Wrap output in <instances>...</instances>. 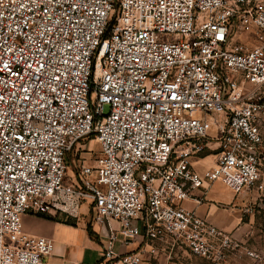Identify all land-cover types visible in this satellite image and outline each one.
Here are the masks:
<instances>
[{"label":"built area","instance_id":"1","mask_svg":"<svg viewBox=\"0 0 264 264\" xmlns=\"http://www.w3.org/2000/svg\"><path fill=\"white\" fill-rule=\"evenodd\" d=\"M263 119L264 0H0V264H43L54 243L23 216L83 202L113 264H172L178 250L229 263L237 239L184 203L217 181L256 185ZM213 128L215 166L199 172ZM92 135L101 156L66 182ZM119 236L143 246L118 254Z\"/></svg>","mask_w":264,"mask_h":264},{"label":"crops","instance_id":"2","mask_svg":"<svg viewBox=\"0 0 264 264\" xmlns=\"http://www.w3.org/2000/svg\"><path fill=\"white\" fill-rule=\"evenodd\" d=\"M209 138L206 144L207 150L211 149L216 151L218 142H209ZM206 155L201 159L200 157L193 159V166L199 172H203L215 166V164L205 165L203 163L207 158ZM214 157L216 160V153ZM72 174L71 176V165L69 166L67 164V175H69L68 183L71 182V178L75 175V173ZM219 184L220 182L217 181L208 187L207 194L201 204L189 200L184 203V206L207 219L218 229L232 233L233 236L238 239L241 234L245 232L241 213L244 197L241 193L238 195L235 194L226 186L225 189L227 193L219 191L217 188ZM195 194L201 195L202 191L197 190ZM90 210L89 203L83 202L78 213V215H82V217L71 216L63 212H52L39 215V213L37 214L32 211L27 212L23 216V228L26 233L33 236L45 237L54 243L52 254L45 258L43 264H113L104 257L108 241V229L97 225L94 219L92 220V218L89 217ZM64 215L76 218L77 224L73 226L52 219L56 217L62 218ZM89 221H92L93 230L97 238L91 237L87 231V224ZM112 227L118 230V224L116 222H112ZM143 242L144 237L140 236L126 247L122 245L119 236L115 251L118 254L137 252L139 247L143 246ZM194 259H200V261H202L200 264L204 262L210 264L205 259L194 257L188 252L181 250L175 252L172 264H196ZM166 263L167 261L164 258L156 260L147 256L145 261L141 264Z\"/></svg>","mask_w":264,"mask_h":264},{"label":"rangeland","instance_id":"3","mask_svg":"<svg viewBox=\"0 0 264 264\" xmlns=\"http://www.w3.org/2000/svg\"><path fill=\"white\" fill-rule=\"evenodd\" d=\"M240 36L241 39L239 38ZM248 39L249 37H247L246 34H239L238 36L239 41ZM250 41H252V39H250ZM260 129L264 140V119L261 123ZM209 134L210 136H215V139L209 138V142H215L217 140L216 137L218 136L216 129L213 128L210 130ZM207 143L208 139H205L201 141L200 145H206ZM207 149L208 148L205 147L197 157H200L201 159L207 154V158L203 163L205 165H213L215 164L214 154L217 150L213 151L211 149ZM100 156V146L94 135L82 141L80 148L69 153L67 156L68 165H71V176L73 175L72 173H75V175L78 173L81 164L84 163L93 165L95 164L96 159ZM260 173V179L256 185L241 192L244 197L241 213L245 232L237 239L240 247L236 251V256L233 257L227 264H264V160L262 161ZM66 182H69V175L66 177ZM219 182L220 184L217 186L219 191L226 192L227 190L225 189V185H223L221 181ZM76 217H82V215H78ZM89 217L92 218V214H90ZM241 247H245L246 249L255 252L258 257L256 259H252L245 253L242 254L240 249ZM194 260L196 264H200V262H202L200 259ZM202 264L206 263L204 262Z\"/></svg>","mask_w":264,"mask_h":264},{"label":"trees","instance_id":"4","mask_svg":"<svg viewBox=\"0 0 264 264\" xmlns=\"http://www.w3.org/2000/svg\"><path fill=\"white\" fill-rule=\"evenodd\" d=\"M66 162L68 164V159H66ZM90 214H92V220H93V217H94V210H93V208H91ZM39 215H43V214L39 213ZM52 219L58 220V221H61L63 223H66V224H69V225H73V226H75L77 224V219L74 218V217H70L68 215H64L62 218H57L56 217V218H52ZM87 231H88V233H89V235L91 237L97 238L96 233L93 230L92 221H89L88 222V224H87Z\"/></svg>","mask_w":264,"mask_h":264}]
</instances>
